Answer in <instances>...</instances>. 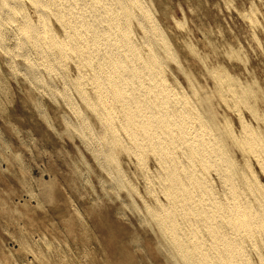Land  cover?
<instances>
[{
	"label": "rangeland",
	"instance_id": "1",
	"mask_svg": "<svg viewBox=\"0 0 264 264\" xmlns=\"http://www.w3.org/2000/svg\"><path fill=\"white\" fill-rule=\"evenodd\" d=\"M58 1L62 7H65L66 5L62 4L66 3L68 7H71L73 0H68V2L70 1V4H68L67 0H56V2L53 0L52 3H49V6L46 5L51 9L47 10L49 11V15H51L50 20L52 24H54L53 27L58 33H60V35H63L64 29L56 20V15L53 14L55 10L61 7L58 6L60 5L57 3ZM75 1H82L83 3L78 2L79 6L77 2H74V4L77 3L75 4L77 7H80V3L85 4L81 5V7L84 8L83 12L88 14V12L91 11V8L94 7L95 0ZM19 2L18 5L20 4L21 6L16 7H22V9L17 8V10H19H15V15L18 12V14L20 13L19 16H21V18H24L25 14H28L33 18L37 16L36 11V14L34 13L35 5L32 4L34 3L33 1H31L32 3H30L29 0H20ZM25 2L27 8L25 7ZM91 2H93V5ZM52 4H55L53 5L54 8L52 7ZM90 4L91 6H86ZM141 5L146 6H144L147 9L146 15H141L142 19L140 16V20L139 18H137L138 20L133 18L131 24L133 28L132 37L140 44L141 52L143 51L142 54L146 55L148 53L147 50L149 49V47L143 43V39L146 38L143 33L146 32L144 34L147 35L149 29H152L153 31L150 30L148 35L150 40L152 39L155 42L152 43L154 48L155 45H157L155 50H158L157 52H160L159 54L161 55L164 54V51L160 47L163 46V41H161V39L167 37L165 43L168 41V44H166L171 48L166 45L165 47H167L168 50H171L170 53H173L172 56L175 58L169 57L168 55H164L165 58H163V62L165 61L164 63L166 64L163 63V75H168V77L164 76V78L165 80L168 78L167 84H172L176 89L175 91L171 85V90H167L166 94L171 91L170 93L172 95L173 91L174 96L178 95V98L183 97L182 100H185V96L189 99V96L191 95L193 100L191 97L190 100L195 106L196 104H201L202 98L207 95L213 102V111L216 114V120L220 129L222 128L227 131L231 129V132L233 129V133L236 131L235 136L241 138L244 134L248 135L247 132L250 133L249 130L254 127V129L257 130L256 132L264 136V0H144ZM36 6L41 7L38 6V4H36ZM76 6L73 5L72 7ZM27 9L29 10L27 11ZM74 12H77L76 9H74ZM12 14L13 15L9 16V18L7 17L3 21L4 24L2 22L3 25L6 24L9 26H1V29H3V31H1L4 33L2 35L4 37L2 40L3 42H6L4 39L6 40L7 38L6 44L8 46L6 47V44L4 45V43L0 41V46L3 44V47H5L4 49H9L8 53L10 51V54L8 55L3 47H1L2 50L0 49V264H185L184 261L176 256V253L172 249H169L168 241L160 231L159 222L155 218H152L151 213H148L150 208L154 207L153 209H157L161 207V201H177L171 200V198L167 197L165 192L163 193L164 183H166V181L157 180L160 178L159 174L162 168V165H160L161 163H158V152L156 153V151L146 149L143 152L144 156L140 159L143 161H141L142 164L139 162L140 160L137 159L139 156L132 147H135L134 144L136 141L133 137L134 133L131 131L130 134L121 127L122 122L120 121L121 118L123 119L124 117V112L121 110L120 103H118L119 101L117 99H112L110 102L111 104L109 103V105H112L113 109H115L114 112H117L118 115L115 114L118 119L116 116L114 117V125H119L116 128L117 132H111L110 129L108 130L106 128V131L104 129L102 130L103 126L100 121V116L98 117L96 115L92 107L86 105V102L81 99L82 96L79 97L81 91H86L87 94L90 93L89 95L92 98H96V96L99 97L96 94L97 92L95 88L97 86L95 85L97 84V81L92 77L93 70L91 69V65L89 66L85 61H81L80 56L75 54V51L69 52V55H72V59L67 55L63 56V58L61 57L63 60L60 61V58L58 57L59 59L57 61L63 63H56L57 57L53 54H51V57L48 56L49 62L47 58L45 63V57H42L40 53H37L39 51L36 50L34 46H31L30 48L28 47L29 49H25L24 52L22 49L19 51L20 49L17 46V41L14 40H18L20 35L18 25H20L19 22H22L21 20L23 19L18 18V14V17H16L14 12ZM150 16H152L151 20L153 23L150 20ZM156 18L158 23L159 21L161 22L158 24L159 27H157V24L155 23L157 22V20H155ZM6 21L9 24H7ZM150 21L151 26L149 24ZM177 21L180 23L178 22V24ZM139 22L142 23L140 24L144 28L141 25H138ZM146 28H148V30ZM157 29L162 30V32H158ZM157 32L158 34L162 33L159 36L160 38L158 37ZM15 33L17 39L14 37ZM154 33L156 34V37L154 36ZM152 34L154 38L159 39H153ZM142 35L145 38H143ZM148 35L146 39H149ZM165 38L163 39L165 40ZM187 40H190L191 43ZM156 41L159 42V46ZM169 41L171 42L170 44ZM189 43L190 45H188ZM192 45L195 46L193 47ZM214 47L216 49H214ZM234 47L236 48V53L234 52ZM25 51L28 53L25 54ZM102 51L104 50L101 49V52ZM22 52L23 55L27 56V60L25 59L26 61H28V57L31 58L32 56L31 60L29 59L30 62H28L31 66H29L24 60L25 56L22 57ZM33 52H35L36 55H39L36 56ZM99 52L97 55L98 58H93L94 64H98L96 62H98L99 58L104 54V52H100L101 54H99ZM12 54H14V58H12ZM10 55L12 56L10 57ZM76 56H79V58H76ZM34 57L35 59H33ZM36 58H42V61L38 59L37 61H40V64L41 62H44L41 64L44 65H39V62H36ZM50 58L54 60L52 61ZM64 60L67 61L65 62ZM33 61L36 63L35 67H32L35 65L32 64ZM64 62L69 66H66ZM217 62H219V64ZM37 63L39 66H37ZM49 63H51V66ZM53 63L56 66H54ZM46 64L48 67L53 66L55 68L53 69L52 67L54 73H49L50 76L48 75L50 67L47 68ZM61 64L64 65V67L66 66L65 69ZM168 65L170 68L167 67ZM58 66L61 68H58ZM37 67L43 69L40 70ZM35 68L37 71L40 70L37 75L32 72L34 71L37 73ZM57 68L60 70L58 71ZM52 69L50 68L49 72H52ZM62 69L67 72L70 77L67 78L69 75H67ZM214 69L217 70L214 71ZM25 70L28 71L26 72ZM61 70L64 73L61 72ZM80 70L83 71V73L80 72ZM219 71L224 72L220 73ZM225 71H228V74ZM24 72L27 76L24 75ZM85 72H87V74H85ZM224 73H226L225 75L230 76L229 78L231 79L233 77V80L235 81L234 85L238 87L237 89H235V86V88L233 87L234 90L232 89L229 91L226 88H222L219 84L220 79L218 78L220 74ZM79 74H81V76L88 75L90 77L85 76L86 81L83 80V76V79H81L82 81L79 80L82 84H80V86L79 84H75V86H77L76 88L73 83H75L77 77H80ZM41 75L42 77L47 78L45 79L47 81H45L44 78L42 79V77H40ZM36 78L38 79L37 81ZM53 78L54 81L56 80V84L53 83ZM41 79L44 81L42 82ZM239 79H242L241 82H243L244 85H241L242 83L239 84ZM246 79H248V81H246ZM90 80H93L94 82L92 81L91 83ZM38 81L39 84L36 85ZM85 81L88 84L85 83ZM254 81L257 82V84H255ZM51 82L50 89V86L48 87L47 85H50ZM63 82H65V84ZM42 83L43 85H40ZM66 84L69 87H66ZM44 85L45 87L43 88ZM70 86H72L73 90L70 91L69 89H66L65 91L64 87L71 89ZM81 86H84L85 88L82 87L81 89ZM194 86L197 89L194 88ZM239 87L242 88L239 89ZM61 88L62 91H60ZM182 88L184 90H182ZM243 88L244 90H242ZM77 89L79 93L76 91ZM235 90L237 91L235 92ZM59 91L62 93L60 94ZM227 91L228 93H226ZM232 91L233 94L235 93L234 95H232ZM243 91H246L245 94ZM64 92L68 94H65ZM188 92L190 93L189 96ZM53 93L54 96L52 95ZM73 93L75 95H73ZM170 93L168 95L171 97ZM178 93L183 94L179 95ZM55 95L57 97H55ZM66 95H68V97ZM69 96L74 100H71ZM174 96L172 95L171 98L173 101H170L171 105L169 103V106L170 108L172 107V109H180L181 103L179 104L180 101L174 100L177 99V97ZM64 97H67V99ZM222 98H225L223 99L225 101H223ZM75 99H78L79 101L76 100L78 101L76 102ZM97 101L96 104L97 106L99 104L98 107L101 109L102 102H100V99ZM248 101L255 102L256 104L253 103L255 104L253 105L254 107L252 105L248 106ZM74 106H78V108L81 107L80 109L83 110V114L85 115L86 113L85 117L88 113V117L86 118L87 120H90V124L88 123L90 128L93 125L91 130L94 132H98L106 137L114 136L115 133H119L116 135H123L125 137L124 139V137L121 136V141H124L123 143L121 142V146L116 148L115 155L117 158L120 157V159H118L121 162V175L126 183L124 180L122 181L124 184L118 181L115 182L116 180L111 178L116 174V171L114 172L116 167L105 157L104 159L102 153H99L97 149L98 145H96V143L99 142L97 141L98 137L96 135H91L92 132H90L89 125L86 130V124L89 120L86 121V118L80 113L81 110L78 108L76 109L77 111L71 110L76 108ZM234 106L238 107L235 108ZM236 110H238V112H236ZM193 111L194 114L196 113L197 115L198 110L196 111L195 109ZM203 112L207 117L208 115H211V112ZM241 116L243 119H240ZM253 116H256V118ZM83 117L85 120L82 119ZM119 118L120 121H118ZM75 121L78 123V125L76 124L77 126L75 125ZM82 121L85 125H83ZM193 121L196 123H194L195 125L200 124V119H196V117ZM222 123L224 125H222ZM228 124L232 126H229ZM246 124L248 126H246ZM80 125L83 126L82 128L85 126V129H83L84 132L81 129V132H83L85 136L81 132V135L79 132L78 134L76 132V130H80ZM243 125L246 130H244L245 128ZM256 125H258V127ZM95 126L96 128L93 129ZM73 129H76L75 133ZM220 129L218 130L220 131ZM107 130L109 132H107ZM86 131L88 133H86ZM126 132L131 136L128 137ZM87 135L88 139L84 138ZM91 136L95 142L91 140ZM85 140L88 142L85 143ZM93 145L97 147L94 148ZM174 148L178 153H183V146L181 147V150L180 146ZM230 150L232 156H234L239 171L241 168V171L245 169V171L253 178V183L257 181V183L264 188V150L260 149L259 154L236 143H234V146H232ZM90 151L92 153L98 151V154L96 152L94 153L96 158ZM255 153L257 155L259 154L258 156L260 159L255 157L257 156ZM97 157L100 160L103 158L101 163L100 160L98 161ZM143 158L144 160L146 159V162ZM247 160H250L251 163H245ZM104 163L106 167L102 165ZM107 163H109L112 168L108 166ZM144 165H146V167ZM103 166L105 168H103ZM248 166L253 170L251 171ZM106 169L109 172V169H112L111 172L113 171V173H109ZM146 170L148 172H146ZM152 170H154V172ZM157 170H160V172ZM219 173L220 172L216 171L215 167H211L206 172V176H209V178L212 179L215 194L217 193L216 195H218V197L224 198L225 196V198L228 199V197L231 196V193L229 192L230 190L228 189L229 187L227 188V184L225 182L223 183L220 175L221 173ZM255 173L257 174L254 175ZM110 174L112 176H110ZM127 175L129 177H125ZM144 177H146L147 180L146 178L144 179ZM130 178L133 180L131 181ZM237 178L242 179L243 176L241 177L240 175H237ZM258 178L262 181L260 182ZM127 180H130L131 182L129 181L130 183H128ZM133 182L135 183V186H133ZM160 182H162L163 187ZM120 184L122 187H120ZM134 187L136 188L134 189ZM126 189H129L131 193ZM151 189H155V191ZM160 189L162 190L160 191ZM259 190L261 191V189ZM139 191L142 196L139 194ZM222 191H226V195L225 193L222 194ZM257 192L260 194L259 191ZM157 196L158 198H155ZM253 197L254 196H249L250 199ZM159 198H162L163 200ZM143 201L148 203L146 204ZM255 203H257V201H255ZM225 224L226 223H224V225ZM225 227L228 229L230 225H226ZM239 234L241 235V238L239 237ZM239 234H237V237L241 239L243 243L242 246L244 245V250H248H245V252H249L248 255L251 254L250 257L252 261L259 264L261 255L264 256V235H257L256 239H254L250 235L247 236L245 233ZM253 239L254 241L256 240L259 246H257L258 244L256 245ZM161 242L163 244H161ZM257 247H259V250ZM244 258L245 257L241 258L242 262H244Z\"/></svg>",
	"mask_w": 264,
	"mask_h": 264
},
{
	"label": "bare ground",
	"instance_id": "2",
	"mask_svg": "<svg viewBox=\"0 0 264 264\" xmlns=\"http://www.w3.org/2000/svg\"><path fill=\"white\" fill-rule=\"evenodd\" d=\"M19 1L20 0H0V41H2V42H3L2 39L4 38L2 36L4 34L2 32L3 29H1V26L4 24L3 21L7 17L9 18V16L13 15L12 14L13 12L15 15L16 11H18L19 9H22V7H16V6H21L20 4L18 5V3H20ZM29 1H30V3H32L31 1L34 2L32 4L35 5V10L34 9L33 10H34V13L36 11L37 16L35 18H33L30 15H28V14L24 15V13H23L24 18H21V16H19L20 13L18 14V12H17V14L19 17L17 16V14L15 15L16 17L23 19V20L20 19L22 21V22H19L20 25H18V23H17V25L19 26L18 28H19L20 35H19V37L17 36L18 40H14V41H17V46L20 49L19 51H21V49H22L24 52V50L27 49L28 47L30 48L31 46H34L35 49L39 51L37 53H40L42 57L43 56L45 57V60H44L45 63L47 61V58H48V62H49V57H51V54H53V55H55V57H57V59L55 58L56 63L57 62L59 63L61 60H63L62 59L63 56H67V55H69V52L75 51V54H78L80 56L81 61H85L87 64H89V66L91 65V67H92L91 69L93 70L92 77H94V79L97 81V82L95 81L97 83L95 86H97V87L96 88L94 86L93 87L96 89V92H97L96 94L99 97L96 96V98H92L89 95L90 93L87 94L86 91H83V92L81 91L80 93L78 92V89L76 91L79 94H81L79 97L82 96L81 99H83L86 102V105L92 107L93 111H95L96 115L98 117L100 116V118H101L100 121H101V124L103 126L102 130L104 129L106 131V129H108V130L110 129L111 132H117L116 128L119 125H117V126L114 125V121H115L114 117L117 115V112H114L115 109H113L112 105H109V103L112 101V99H117L119 101L118 103H120L121 110L124 112V114H123L124 117L122 116L123 119L121 118V121H120V118H119L118 121L122 122V126L121 125L120 126L123 127V129H125L126 131H128V133L131 134V131L134 133L133 137H134V139H136V141L134 140L135 141V144H134L135 147L134 146H132V147H133L134 151L140 157V158L138 157L137 159L140 160L142 158V156H144L143 152L146 149L156 151V153L158 152L159 160L156 158L155 159L158 160V163L159 162L161 163L160 165H162V168H161V172H160V170H157L160 172V174H159L160 178H158L157 180L158 181H163V180L166 181V183L163 182L164 183L163 193L165 192L167 197L171 198V200H173V201L177 200V201H174V202L161 201L160 202L161 207H159L157 209H153L154 207L150 208V211L148 210L149 212L148 211L147 212L151 213L152 218H155L159 222L160 231H161L162 235L164 236V238L168 241V246L170 247L169 249H172L176 253V256L178 258H180L182 261H184L185 264H258V263H255L254 261H252V259L250 257L251 254L248 255L249 252L248 253L245 252V250L246 251H248V250L247 249L244 250V247H243L244 245L242 246L243 243H242L241 239H239L237 237V234L245 233V234H247V236L250 235L254 239H256L257 235H260V236L264 235V188H263V186L261 187V185H259L257 183V181L253 183V181H252L253 178L251 177V175H249L248 172L245 171V169H243L241 171V169H242L241 168L239 171V168L237 167V165L235 163L234 156H232L230 149L232 148V146H234V143H236L238 145L244 146L245 148L247 147L254 152L259 153L260 149L264 150V136H262L261 134L256 132L257 130H255L254 127H253V129L255 131L250 128L251 129V130H249L250 133L247 132L248 135L244 134V136H242L241 138L240 137L237 138L235 136L236 131H234L235 133H233V129H232V132L230 131L231 129L229 131L223 130L222 128L220 129V126L218 125L217 120H216V118H217L216 114L213 111V102H212L211 98L207 95L204 98H202V103L199 102L201 104L197 105L195 103L196 104V106H195L193 104V102L190 100L191 95L189 92H188L189 93L188 96L190 95L189 99L187 98V96H185V98H184L185 100H182L183 97L178 98V95L174 96V92L172 91V93H173L172 95L174 97H177V99H174V100L180 101L179 104L181 103L180 104L181 108L180 109H172V107L170 108L169 103L172 100V98H171L172 95L170 93L171 91L170 92L168 91L170 93L171 97L168 95L169 93L166 94V92L169 89L171 90L172 84L171 85L167 84L168 78L166 80L164 78V76L168 77V75H163V69H164V64H165L164 63L165 61L163 62V60H164L163 58H165L164 55L165 56L168 55L169 57H172V58H174V56H172L173 53H170L171 50L170 49L168 50V48H167L169 46V45H167L168 41L166 42L167 44L165 43L167 37L166 38L163 37V38H165V40L163 38L161 39V41H163L162 42L163 46H160V47L164 51L163 55L159 54L160 52L158 53L157 52L158 50L157 51L155 50V48H157V45H155V48H154V45L152 44V43H155L154 40L151 39L152 42L150 40L148 32L152 29H149V31L147 32L149 39H146L147 35L144 34L146 32L143 33V35H145L146 38L142 35L143 38H145V39H143V43L149 47L148 50L145 49L148 52L146 55L142 54L143 51L141 52L140 44L136 40H134L132 37L133 28H132L131 20L133 18L137 19L141 15H143V16H144V14L146 15V11H147V9L145 8L146 6L141 5V4H143L144 0H95L94 1V7L91 8V11L88 12V14L83 12L84 8L81 7V5H85V4H82L83 3L82 1L73 0V4L71 5V7H68L67 3L62 4V5H66L65 7H62L60 2L58 1L57 3H59L60 5H58L56 3L55 4L58 6H61V7H59L57 10H55L53 12V14L56 15L55 16L56 20L58 21L59 25H61L64 29L63 35H60V33H58L55 30V28L53 27L54 24H52V22L50 20L51 15H49V11H48L50 9V7H47L46 5L49 6V3H52L53 0L52 1L51 0H29ZM55 2H56V0H55ZM67 2H68V0H67ZM69 2H68V4H70ZM74 2H77V3L82 2V3H80L81 4L80 7H77L75 5L77 3L74 4ZM35 3L41 7H37ZM91 3L93 5V2H91ZM55 4H52V7ZM86 4H88V3H86ZM26 5L27 4L25 2V7H26ZM73 5L76 7H72ZM23 6H24V4H23ZM44 6H46V7H44ZM78 6H79V3H78ZM86 6L87 7L91 6V4L86 5ZM87 7H85V8H87ZM17 8H19V9L17 10ZM74 9H76L77 12H74ZM28 10L29 9H27V11ZM136 10H138V11H136ZM199 10H200V8H199ZM150 15H151V13H150ZM151 17L152 16H150V20H151ZM140 18L142 19V16ZM140 18H139V20H140ZM153 18H155V17H153ZM157 18L155 20H157ZM12 19H16V18H12ZM151 21L149 22V24L151 23ZM2 22H3V24H2ZM141 22H139L138 25H141L142 24ZM144 22H145V20H144ZM178 22L179 21H177V23ZM6 23H7V21H6ZM12 23H14V22H12ZM146 23H145V25H146ZM152 23H153V21H152ZM155 23L157 24V27H159L158 24L161 22L159 21V23H158V20H157V22H155ZM7 24H9V23H7ZM5 25H3V26H5ZM134 25H135V23H134ZM181 25H182V23H181ZM150 26H151V24H150ZM152 27H150V28H152ZM148 28H146V29L148 30ZM12 29H14V28H12ZM160 29H162V28H160ZM160 29H157L158 32H162V30H160ZM143 30H145V29H143ZM154 30H156V29H154ZM14 32H15V30H14ZM14 32H13V34H14ZM135 32H133V33H135ZM158 32H157V34H158ZM16 33L14 36L15 38H16ZM160 34H162V33H159L158 37L160 36ZM163 35H165V34H163ZM135 36H137V35H135ZM154 36L156 37V34ZM152 37H153V34H152ZM159 38H157V39H159ZM153 39H156V38L153 37ZM4 41H6V42H3L5 45L7 43V38H6V40L4 39ZM187 41L190 42V40H187ZM140 42H142V41H140ZM158 43L159 42H157V44ZM170 43L171 42L169 41V44ZM190 43L188 45H190ZM4 45L1 44V46H0L1 50H2L1 47H3ZM141 45H142V43H141ZM165 45L167 47H165ZM5 46L7 47L8 45L6 44ZM158 46H159V44H158ZM4 48L5 47H3V49ZM169 48H171V47L169 46ZM223 48H224V46H223ZM101 49L104 50V51H102V52H104V54L101 57L99 56L100 57L99 61L96 62L98 64H94L93 58H95V57H96L95 59L98 58L97 55H98L99 50L101 52ZM214 49H216V48L214 47ZM4 50H6V49H4ZM8 50L9 49L6 50L7 53H8ZM23 52H22V55H23ZM100 52H99V54L102 53V52L101 53ZM227 52H229V51H227ZM234 52L236 53V48H235ZM27 53L28 52H26L25 54H27ZM33 53L35 54V52H33ZM174 53H177V52H174ZM5 54H6V52H5ZM9 54H10V51H9L8 55ZM14 54H12L13 55L12 58H14ZM30 54H32V53H30ZM12 55H10V57ZM37 55H39V54H37ZM226 55H228V54H226ZM24 56H25V58H24V60H25L27 56L23 55L22 57H24ZM79 56L78 57L76 56V58H79ZM228 56H231V55H228ZM35 57L33 59H35ZM58 57L60 58V61H57L59 59ZM176 57H177V55H176ZM31 58H32V56H31ZM31 58L28 57V61H26L27 59L25 60L26 63L30 62L29 59L31 60ZM64 58H66V57H64ZM37 59L42 61V58L41 59L36 58V62H39V65L44 63V62H41V64H40V61H37ZM71 59H72V57H71ZM177 59H178V57H177ZM177 59H176V61H177ZM178 61H180V60H178ZM65 62H64V64L66 65ZM73 62H75V61H73ZM54 63H53V65L56 66L55 65L56 63L55 64ZM60 63H63V62H60ZM217 63L219 64V62H217ZM32 64H35L32 67L36 66V63H34V61L32 62ZM50 64L51 63H49V65ZM28 65L31 66L29 63H28ZM39 65L37 63V66H39ZM43 65H41V66H43ZM62 66L65 69V67L69 66V65H66L65 67H64V65H62ZM49 67L47 65V68H49ZM52 67H50V68L52 69ZM59 67L60 66H58V68ZM167 67L170 68L169 65ZM37 68L40 69V67H37ZM50 68H49V71H50ZM58 68H57V70H58ZM85 68H86V66H85ZM225 68H227V67H225ZM41 69H43V68H41ZM53 69H55V68L53 67ZM30 70H31V68H30ZM62 70H61V72L64 71V70L63 71ZM67 70H68V67H67ZM215 70H217V69H214V71ZM219 70H220V68H219ZM247 70H249V69H247ZM25 71L27 72L28 70H25ZM35 71H37V69ZM39 71H37V73L34 71H32V72H33V74L35 73L37 75ZM49 71H48V75H49V73H54V70L52 72H49ZM171 71H172V69H171ZM19 72H20V70H19ZM80 72L83 73V71H81V70H80ZM87 72H85V74H87ZM221 72H224V71H221ZM225 72L227 73L228 71H225ZM41 73H43V72H41ZM58 73H60V72H58ZM65 73H67V72H65ZM226 73L220 74L219 78H218V79H220V81L219 80L218 81H219V84L222 86V88H224V89L226 88L229 91V90H232L233 87L235 86L234 85L235 81L233 80V77L231 79V78H229L230 76L225 75ZM24 75H25V72H24ZM67 75H69V74L67 73ZM79 75H80V77H77V80L75 81V83H73L74 86H75V84H77V85L79 84V86H80V84H82L81 79H83V76H84L83 80H86L85 76H88V75L81 76V74H79ZM79 75H77V76H79ZM25 76H27V75H25ZM51 76H52V74H51ZM214 76H216V75H214ZM40 77H42V75ZM62 77H63V75H62ZM68 77H70V75L67 76V78ZM88 77H90V76H88ZM30 78H32V77H30ZM43 78H44V80L47 79L45 77H42V79ZM75 79H76V76H75ZM175 79H176V77H175ZM254 79H257V78H254ZM37 80L38 79L36 78V81ZM44 80H42V82ZM52 80L54 81V78ZM66 80H63V81H66ZM79 80H81L80 81L81 83L79 82ZM192 80H191V82H192ZM239 80H240V82L238 81L239 84L242 83L241 85H244L243 82H241L242 79H239ZM45 81H47V80H45ZM55 81L53 83H55ZM86 81H85V83H87ZM92 81H91V83H92ZM246 81H248V79H246ZM256 81H258V80H256ZM68 82H70V81H68ZM46 83H44V84H46ZM63 83L65 84V82H63ZM91 83H90V85H91ZM249 83H247V84H249ZM38 84H39V81L36 83V85H38ZM51 84H52V82L50 83V85H47L48 87L50 86V89H51ZM93 84H95V83H93ZM255 84H257V82H255ZM40 85H43V83ZM90 85H88V86H90ZM241 85H239V86H241ZM65 86L69 87L67 84ZM183 86H184V84H183ZM195 86H194V88H196ZM258 86H259V84H258ZM44 87H45V85L43 86V88ZM66 87H64L65 91H66V89H69L70 91L73 90L72 86H70L71 89L66 88ZM75 87L77 88V86H75ZM82 87L85 88L84 86H81V89H82ZM175 87H177V86H175ZM57 88H59V87H57ZM172 88H174L173 85H172ZM184 88H185V86H184ZM237 88L238 87H236L235 89H237ZM241 88L239 87V89H241ZM57 90H55V91H57ZM182 90H184V89L182 88ZM242 90H244V88ZM249 90H251V89H249ZM253 90H255V89H253ZM60 91H62V88ZM60 91H59V93H60ZM175 91H176V89H175ZM185 91H188V90H185ZM228 91L226 93H228ZM236 91L237 90H235V92ZM252 91H250V92H252ZM243 92L245 94L246 91H243ZM256 92H257V89H256ZM54 93L52 94L53 96H54ZM65 94H68V93H65ZM182 94H179V95H182ZM221 94H223V93H221ZM234 94L232 91V95H234ZM248 94H250V93H248ZM73 95H75V94L73 93ZM239 95H240V93H239ZM66 96L68 97V95H66ZM235 96H237V95H235ZM55 97H57V96L55 95ZM67 97H64V98L67 99ZM69 98L71 99L70 96H69ZM72 98H74V97H72ZM225 98H222V100ZM99 99H100V102H102L101 103L102 104L101 109L98 107L99 104H98V106L96 104L98 102L97 100H99ZM191 99H192V97H191ZM247 99H245V100H247ZM71 100H74V99H71ZM71 100H69V101H71ZM76 100H78V99H75V101ZM78 101H76V102H78ZM223 101H225V100H223ZM66 102H68V101H66ZM241 102H244V101H241ZM253 103H255V102L248 101L247 104H248V106L249 105L253 106L256 104V103L255 104H253ZM70 105H71V103H70ZM75 105H77V104H75ZM79 105H81V104H79ZM170 105H171V103H170ZM174 105H177V104H174ZM233 105H235V104H233ZM252 106H251V108H252ZM74 107H76V108L71 109V107H70V109L76 110L78 108V106H74ZM173 107H175V106H173ZM237 107H235V108H237ZM80 108L81 107H79L78 109L81 110V112L80 111H78V112L83 114V112H82L83 110ZM195 109H196V111L198 110L197 115H196V113L194 114L193 110H195ZM232 110H234V109H232ZM257 110H255V111L258 112ZM86 111H84V112H86ZM203 111L209 112V113L211 112L210 113L211 115H208V117H207V115L203 114L204 113ZM236 112H238V110H236ZM73 113H77V112H73ZM85 115H86V113H85ZM85 115L83 114L84 117H85ZM75 116H77V115H75ZM117 116H116V118H117ZM243 116H245V115H243ZM84 117L82 119H84ZM86 117H88V113H87ZM195 117H196V119L197 118L200 119L199 125H195L196 123L193 121V119H195ZM253 117L256 118V116H253ZM263 118H264V116H263ZM240 119H243L242 116ZM245 119H246V117H245ZM88 120L86 118V121H88ZM77 121H78V119H77ZM86 121H85V123H86ZM89 122H90V120L86 124L87 125L86 130H87L88 125L90 124ZM243 122H242V124H243ZM247 122H249V121H247ZM232 123H234V122H232ZM76 124L78 125V123H76V121H75V125ZM225 124H227V123H225ZM230 124H228V125L232 126ZM83 125H85L84 122H83ZM222 125H224V124L222 123ZM73 126H74V123H73ZM92 126L90 128V125H89L90 130L92 129ZM246 126H248V125L246 124ZM256 126L258 127V125H256ZM80 127H81L80 130L76 127L79 131L76 129H73L74 133H75V130H76L77 134H78V132L80 133L81 129L84 132L83 129H85V126H84V128H82L83 126L80 125ZM249 127H250V125H249ZM94 128H96V126L93 127V129ZM224 128H225V126H224ZM244 128H245V126H244ZM218 129H220V131ZM102 130H101V133H102ZM108 130H107V132H109ZM244 130H246V128ZM99 131H100V129H99ZM83 132H81V133H83ZM90 132H92L91 133L92 136L96 135L98 137L97 141H99V142L96 143V145H98V147L97 146L96 147H97L99 153H102L104 155L103 156L101 154L102 157L103 158L105 157L106 159H108L116 167L114 170V172L116 171V174L114 173L115 175H113V177H111V178L116 180L115 182L118 181V182L124 184L125 180L122 178V175H121V162L119 161L120 157H118L119 158L118 159L115 155L116 148L121 146V142L123 143V141H124V140L121 141V136H123V135L119 136V135H116L119 133H115L116 136L114 135V136L106 137L105 135H102L98 132H94L93 130H91ZM81 133H80V135H81ZM86 133H88V132L86 131ZM128 133L126 135H128ZM99 134L102 136H100ZM84 136H85V134H84ZM89 136H90V134H89ZM92 136L90 138L93 141ZM130 136L131 135H128V137H130ZM97 137H96V139H97ZM133 137H132V139H133ZM84 138L88 139V135ZM124 139H125V137H124ZM87 142L88 141H86L85 143H87ZM93 142H95V140ZM89 144H90V142H89ZM177 146L178 147L180 146V150H181V147L183 146L184 150H183L182 154L178 153L177 150H175L174 147H177ZM96 147L94 146V148H96ZM128 148H129V146H128ZM133 149H131V150H133ZM88 150H89V148H88ZM126 150H127V148H126ZM98 151H95V152L97 153ZM95 152H93V153L91 152V153L94 155ZM137 154H136V157H137ZM258 155L255 157L259 158ZM94 156L96 158V155H94ZM261 156H262V154H261ZM103 158L101 160H103ZM261 159H263V158H261ZM99 160L100 159L98 158V161ZM101 160H100V163H101ZM143 160H144V158H143ZM141 161L142 160H140L139 162L141 163ZM260 161H262V160H260ZM247 162L251 163L250 160L249 161L247 160L245 163H247ZM257 162H259V161H257ZM102 165H104L106 167L105 163ZM107 165L110 166L109 163H107ZM147 165H148V163H147ZM104 166H103V168H105ZM144 166L146 167V165H144ZM211 167H215L216 171H219L221 173V174L220 173L219 174L221 175L223 183L225 182L228 185V186L226 185V187L227 188L229 187L228 189L230 190L229 192L231 193V196L228 197V199L225 198V196H224V198H222V197H218V195H216L217 193L215 194V192L213 190L214 189L213 188L214 183H212V179H210L209 176L208 177L206 176V172ZM249 169H250V167H249ZM109 170L111 172L112 169H109ZM152 171L154 172V170H152ZM146 172H148V171L146 170ZM111 173H113V171ZM256 174L257 173H255L254 175H256ZM237 175H240L241 177L243 176V178L238 179ZM110 176H112V175L110 174ZM154 176H155V174H154ZM258 176H260V175H258ZM125 177H129V176L127 175ZM257 177H255V178H257ZM145 178L146 177H144V179ZM159 179H161V180H159ZM123 180H124V182H122ZM132 180L133 179H131V181ZM146 180H147V178H146ZM258 180H259V178H258ZM127 181H128V183L131 182L130 180H127ZM160 183L162 185V182H160ZM116 184H118V183H116ZM134 184L135 183L133 182V186H135ZM126 186H127V184H126ZM133 186H131V187H133ZM145 186H147V185H145ZM120 187H122V185ZM162 187H163V185H162ZM127 188H129V187H127ZM135 188L136 187H134V189ZM149 188H151V187H149ZM222 189H223V187H222ZM259 189H261V191ZM126 190H129V189H126ZM136 190H138V189H136ZM151 190L155 191V189H151ZM161 190L162 189H160V191ZM148 191H150V190H148ZM257 191H259L260 194ZM225 192L222 191V194ZM130 193H131V191H130ZM148 193H150V192H148ZM157 193H158V191H157ZM139 194L141 195L140 191H139ZM225 195H226V193H225ZM249 196H254V197L250 199ZM155 198H158V196ZM134 199H135V197H134ZM159 199L163 200L162 198H159ZM252 199L254 202L252 201ZM142 200H144V199H142ZM255 201H257V203H255ZM143 202L146 203L145 201H143ZM146 206H148V205H146ZM150 206H153V205H150ZM224 223H226V224L224 225ZM226 225H230L229 228L231 230L229 228H228L229 229L228 230L225 227ZM239 237L241 238V235ZM254 239H253V241H254ZM251 241H252V239H251ZM244 242H245V239H244ZM254 242L256 243V245L258 244L256 242V240ZM254 242H252V243H254ZM161 244H163V243L161 242ZM257 246H259V244ZM257 248L259 250V247H257ZM243 257H245L243 260L244 262L241 261V258H243ZM178 262H179V260H178ZM259 264H264V256H262V255L260 257V263Z\"/></svg>",
	"mask_w": 264,
	"mask_h": 264
}]
</instances>
